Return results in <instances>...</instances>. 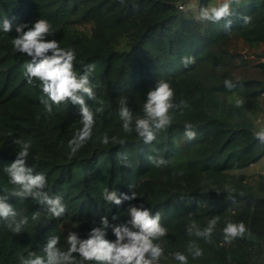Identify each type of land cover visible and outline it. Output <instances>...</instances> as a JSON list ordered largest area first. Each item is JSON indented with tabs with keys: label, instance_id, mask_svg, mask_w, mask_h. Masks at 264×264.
Masks as SVG:
<instances>
[{
	"label": "trees",
	"instance_id": "obj_1",
	"mask_svg": "<svg viewBox=\"0 0 264 264\" xmlns=\"http://www.w3.org/2000/svg\"><path fill=\"white\" fill-rule=\"evenodd\" d=\"M220 2L0 0V196L18 220L28 218L20 233L0 220V264H21L30 253L44 255L50 236H59L58 246L66 250L69 232L86 238L104 216L110 224L126 223L129 206L141 204L159 212L167 229L156 241L164 249L156 264H180L176 252L188 257L187 264H264V175L243 172L264 159V145L253 136L264 120V0H233L229 27L226 20L197 19L201 8ZM244 16L250 17L247 25ZM4 19L12 23L10 32L2 29ZM37 19L50 23L47 39L75 50L79 74L86 65L95 66L89 78L96 100L85 99L94 112L102 111L96 113L92 138L75 155L68 141L82 127L79 106L53 105L47 115L39 81L29 84L25 76L31 58L12 44L16 26H31ZM186 56L195 63L185 67ZM159 80L173 89V105L183 100L188 107L170 109L171 124L145 144L135 131H123L119 101L127 97L134 117L143 116L146 94ZM225 80L234 86L227 88ZM187 123L196 132L194 140L184 135ZM105 133L107 145L101 142ZM16 139L31 143L28 166L45 174L50 195L62 197V217L50 216L32 198L12 195L17 186L9 183L4 168L17 156ZM124 153L131 167L122 163ZM149 156L166 163L155 167ZM105 188L135 191L137 199L109 204ZM36 211L40 218L33 220ZM213 218L217 224L210 239L196 236L195 229ZM228 220L245 224L243 237L225 240ZM189 225H195L191 235ZM106 238L115 240L111 228ZM191 241L201 256L189 253Z\"/></svg>",
	"mask_w": 264,
	"mask_h": 264
},
{
	"label": "clouds",
	"instance_id": "obj_2",
	"mask_svg": "<svg viewBox=\"0 0 264 264\" xmlns=\"http://www.w3.org/2000/svg\"><path fill=\"white\" fill-rule=\"evenodd\" d=\"M233 0H221L218 6H207L200 9L197 19L218 23L226 20L229 27V17L233 15L231 8ZM243 23H250V17L244 16ZM2 29L5 32L12 30V23L8 19L2 21ZM16 37L12 44L15 51L30 57V61L24 65L25 76L29 84L33 80L40 83L44 94L41 103L47 115L53 114V105H61L71 102L79 106L80 123L82 125L73 137L68 141V147L72 155H75L84 144L92 138L93 128L96 123V113L102 111L97 108L95 112L89 107L85 97L96 100L94 85L90 82L89 75L94 71V65H86L83 74H79L74 68L76 53L74 49L60 47L55 39H47L52 34V27L45 19L35 20L31 26L20 24L16 26ZM181 62L185 67L195 63V58L186 56ZM225 86L231 89L234 85L230 80H225ZM174 92L167 81L159 80L154 88L147 94L143 105V116L133 115L129 107L128 98L119 101V118L122 121V129L125 133H135L141 137L145 144H150L156 139V133L171 124L170 109L174 106L187 108L185 101L173 105ZM241 101H237L239 106ZM184 135L188 140L196 138V132L191 123L185 125ZM254 138L259 144L264 145V127L253 131ZM115 142V137H112ZM101 142L107 145L109 136L107 133L101 138ZM13 143L19 145L15 160L4 168L9 183L17 186L12 195L21 199L32 198L43 205L47 213L55 218L62 217L66 212V206L62 197L52 196L46 191L47 177L43 173H34L32 167L28 166L31 143L16 139ZM122 163L131 167L127 154L121 155ZM148 160L155 167L166 163L163 158L149 156ZM133 188L132 185H129ZM227 188V186H225ZM103 199L116 206L124 201L137 199V192L119 193L116 190H103ZM130 219L126 223L110 224L107 216L101 217L97 226L91 227L86 238L75 232H69L66 236V250L58 245L59 236H50L43 248L44 255L30 253L28 257L21 259V264H80V262L95 261L96 264H156L163 256L164 249L159 241L167 234V229L161 223V214H153L150 209L143 205H130L128 208ZM18 213L14 207L7 202L6 197L0 196V220L6 222L7 227L15 233H20L28 223V218L17 219ZM40 218V211L32 214L33 220ZM116 219V217H113ZM95 223V222H94ZM217 224V219L208 221L204 229H195V235L210 239ZM111 228L115 240H109L107 230ZM195 225L188 226L191 235ZM246 226L243 222L235 223L226 221L223 228L225 240L230 241L237 237H243ZM188 251L193 258L201 256L202 250L195 241L189 242ZM79 257V261L77 260ZM174 258L180 264H187L188 257L182 252L174 253Z\"/></svg>",
	"mask_w": 264,
	"mask_h": 264
},
{
	"label": "rangeland",
	"instance_id": "obj_3",
	"mask_svg": "<svg viewBox=\"0 0 264 264\" xmlns=\"http://www.w3.org/2000/svg\"><path fill=\"white\" fill-rule=\"evenodd\" d=\"M258 123L260 127L264 126V120H259ZM243 172L247 173L250 177H255L258 174L264 175V159L250 166L249 168H246L245 170H243Z\"/></svg>",
	"mask_w": 264,
	"mask_h": 264
}]
</instances>
